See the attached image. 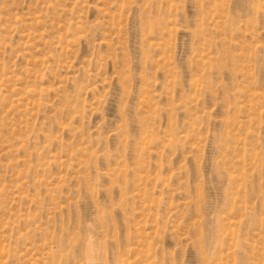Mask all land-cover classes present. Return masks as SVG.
Returning a JSON list of instances; mask_svg holds the SVG:
<instances>
[{
    "label": "rangeland",
    "instance_id": "374dc122",
    "mask_svg": "<svg viewBox=\"0 0 264 264\" xmlns=\"http://www.w3.org/2000/svg\"><path fill=\"white\" fill-rule=\"evenodd\" d=\"M0 264H264V0H0Z\"/></svg>",
    "mask_w": 264,
    "mask_h": 264
}]
</instances>
